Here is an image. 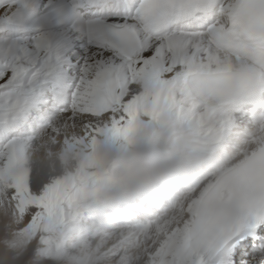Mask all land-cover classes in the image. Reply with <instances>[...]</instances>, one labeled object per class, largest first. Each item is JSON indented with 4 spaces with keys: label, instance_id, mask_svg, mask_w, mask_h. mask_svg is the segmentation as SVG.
Returning a JSON list of instances; mask_svg holds the SVG:
<instances>
[{
    "label": "snow or ice",
    "instance_id": "1",
    "mask_svg": "<svg viewBox=\"0 0 264 264\" xmlns=\"http://www.w3.org/2000/svg\"><path fill=\"white\" fill-rule=\"evenodd\" d=\"M145 117L209 157L233 138L149 264H264V0H0V205L29 239L88 180L34 175L36 142L129 140Z\"/></svg>",
    "mask_w": 264,
    "mask_h": 264
},
{
    "label": "bare ground",
    "instance_id": "2",
    "mask_svg": "<svg viewBox=\"0 0 264 264\" xmlns=\"http://www.w3.org/2000/svg\"><path fill=\"white\" fill-rule=\"evenodd\" d=\"M144 120L149 121L150 125L152 124L149 118L145 117ZM100 138L102 137L98 136L96 139H100ZM85 144L90 145L91 150H95L96 146L93 145L92 142H85L81 144H65L63 142H57V144L54 143L55 146H53L52 142L48 139V137L44 136L42 139L36 142L35 147L33 148L34 154L29 158V161H28L30 169L34 175L48 177V178L70 177L73 175L74 178H77L78 181H79V178L83 174H87L89 176L91 168L94 169L95 173L100 174L104 170L103 168H107L108 165L102 159H98L94 157L93 154H90L91 157L86 156V154L84 153L86 152ZM69 151H70V154H69ZM85 159L88 160L89 166H87L86 163H84ZM93 160H96L94 161V164L91 163V161ZM94 165H97L98 168ZM97 177H99L102 183L109 181L102 174L98 175ZM119 183L124 184V181L121 179L118 182V184ZM85 186L86 184L84 185L79 184L78 187L83 188ZM116 189L117 187L109 188L108 191H113V192L119 191L120 192L119 189L117 190ZM127 190L129 189L124 186L123 192ZM195 193L196 192L194 193L191 192L190 194L191 196L188 197L186 205H180L181 202H177L176 203V207H178L177 211L168 210L167 216H162L163 215L162 214L157 217L154 223V227L150 229L149 231L151 232L153 229H155L154 231H156L157 233L158 231L164 232L163 235L159 237V241L157 242V244L147 239V241L143 242L141 246L130 248L131 246V241L129 240L130 230L114 229L108 233H105L103 231H100V233H96V231L92 232V229H89V227L87 226L83 228L80 232V235H79L80 239H78L80 241L79 242L80 245H78V247H81L83 245L85 246V244L89 245V243L91 244V242H95V245H98V243L102 244L103 242L104 243L106 242L105 248L108 249V248L115 246L116 244H119V242H121L122 244L120 246L123 249L121 251L120 250L118 251L119 255H121V259L124 257V255L126 256L134 255V257L136 258V264H149L148 254L152 253V251L149 249L150 246H152V248L154 249L153 250L154 252L156 248L159 246V243L165 238L166 234L181 223V221L184 219V214L187 211V206ZM89 194L91 195L90 192ZM104 196L107 197L108 192L103 191L99 195L94 196V201L101 200L103 199L102 197ZM82 200L83 198L81 197L80 201ZM13 211L15 210L13 209L11 205H8V206L0 205V219L6 220V218L9 217L8 215L11 214V212ZM79 213H81L80 210L75 211L73 215L64 214L63 217L58 222V225H61L60 228H64L65 225H66V228H68L69 225H71L72 228H70V230L68 231L66 235L67 238L73 237V235H71L70 233L74 229L73 223L76 222L75 217ZM94 233L98 234V237L95 238ZM142 237H143L142 234H140L139 236L140 240L137 239V243L141 241ZM144 239L146 240V238ZM79 249L81 251L83 250L81 248Z\"/></svg>",
    "mask_w": 264,
    "mask_h": 264
},
{
    "label": "clouds",
    "instance_id": "3",
    "mask_svg": "<svg viewBox=\"0 0 264 264\" xmlns=\"http://www.w3.org/2000/svg\"><path fill=\"white\" fill-rule=\"evenodd\" d=\"M95 153L130 190L170 182L177 176L179 157L172 141L149 126H141L127 144L103 136L96 144Z\"/></svg>",
    "mask_w": 264,
    "mask_h": 264
},
{
    "label": "rangeland",
    "instance_id": "4",
    "mask_svg": "<svg viewBox=\"0 0 264 264\" xmlns=\"http://www.w3.org/2000/svg\"><path fill=\"white\" fill-rule=\"evenodd\" d=\"M55 144H57V142ZM52 145L55 146L53 142ZM70 177L74 176L72 175ZM8 216L9 217L5 220L8 222V227L3 237L0 238V249H3L9 255L17 259L29 250L37 253V264H124V262L126 264L124 258L127 256L134 257V255H124L125 257L121 259V255H119L118 252L123 249L120 246L122 244L121 242L108 249L105 248L106 242L102 244L98 243V245H95V242H91L89 245L84 243L85 246L83 245L81 247H78V245H65L60 247V238L56 235L58 234L56 233L57 231L55 230L56 236L50 235V229L45 226V223L41 225L39 234L29 239L23 231L25 227L24 223L18 218L16 211L11 212ZM162 233V231H158V233L155 231L152 233L153 237L156 238L155 242L158 241V237H160ZM94 235L95 238L98 237V234L94 233ZM66 240H64V242ZM54 243L57 244L54 246ZM79 248L83 250L81 251ZM149 249L151 250L152 246H150ZM2 261L3 257H0V264H2ZM130 264H136V258L135 262Z\"/></svg>",
    "mask_w": 264,
    "mask_h": 264
}]
</instances>
